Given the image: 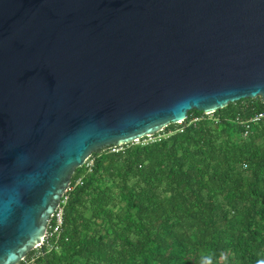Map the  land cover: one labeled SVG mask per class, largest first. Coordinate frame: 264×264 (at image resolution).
<instances>
[{
	"label": "water",
	"instance_id": "95a60500",
	"mask_svg": "<svg viewBox=\"0 0 264 264\" xmlns=\"http://www.w3.org/2000/svg\"><path fill=\"white\" fill-rule=\"evenodd\" d=\"M255 98L264 0H0V264L92 154Z\"/></svg>",
	"mask_w": 264,
	"mask_h": 264
},
{
	"label": "trees",
	"instance_id": "16d2710c",
	"mask_svg": "<svg viewBox=\"0 0 264 264\" xmlns=\"http://www.w3.org/2000/svg\"><path fill=\"white\" fill-rule=\"evenodd\" d=\"M263 110L255 98L190 111L151 140L92 154L59 232L21 263L264 264Z\"/></svg>",
	"mask_w": 264,
	"mask_h": 264
},
{
	"label": "built area",
	"instance_id": "2783aa9c",
	"mask_svg": "<svg viewBox=\"0 0 264 264\" xmlns=\"http://www.w3.org/2000/svg\"><path fill=\"white\" fill-rule=\"evenodd\" d=\"M263 118H264V110H263L262 112L257 113V114L253 117V120L255 121V120H259V119H263ZM245 134H246V133H245ZM87 161H88V160H87ZM87 161H86V162H87ZM86 162H85V163H86ZM79 183H81L80 180L77 181V184H79ZM68 190H70L69 187L67 188L66 192H67ZM66 192H65V193H66ZM65 193H64V195L62 196V198H61V200H60V202H59V205H58L57 209L54 211L53 215L51 216L50 221H51V220H54L55 223H54L53 226H52V225L50 226V222H49V224H48V226H47V229H46V232H45V235H44L43 240H42V245H43L44 241H45L47 238L51 237V236L54 235V234H57V233L59 232V230H60V227H61V225H62V208H61V204H63V203L65 202V200H66ZM41 247H42V246H41ZM41 247H37V248H35V249H38V248H41ZM25 259H26V258L22 259V260H21L19 263H17V264H25V263H21V262H24ZM32 261H33V258L30 259V262H32Z\"/></svg>",
	"mask_w": 264,
	"mask_h": 264
},
{
	"label": "rangeland",
	"instance_id": "374dc122",
	"mask_svg": "<svg viewBox=\"0 0 264 264\" xmlns=\"http://www.w3.org/2000/svg\"><path fill=\"white\" fill-rule=\"evenodd\" d=\"M146 138H147L146 140H151L152 137H146ZM90 163H91V162H89V164H90Z\"/></svg>",
	"mask_w": 264,
	"mask_h": 264
}]
</instances>
